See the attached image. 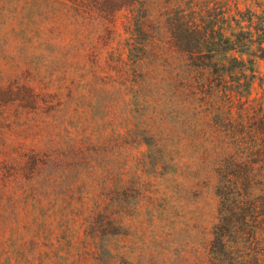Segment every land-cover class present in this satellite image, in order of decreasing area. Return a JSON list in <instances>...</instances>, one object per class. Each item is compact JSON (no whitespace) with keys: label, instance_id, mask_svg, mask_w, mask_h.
Returning a JSON list of instances; mask_svg holds the SVG:
<instances>
[{"label":"rangeland","instance_id":"obj_1","mask_svg":"<svg viewBox=\"0 0 264 264\" xmlns=\"http://www.w3.org/2000/svg\"><path fill=\"white\" fill-rule=\"evenodd\" d=\"M87 23L51 0H0V174L12 173L0 181V264H205L199 244L214 238L215 176L205 186L208 175L185 171L195 165L187 146L176 160L185 172L173 175L172 157L156 168L161 151L175 150L166 136L151 147L127 137L136 114L172 109L164 58L144 55L135 67L131 48L143 45L123 14L107 30ZM256 68L264 74L263 61ZM78 135L90 138L78 145L95 172H31L33 150L59 160L62 142ZM98 200L118 201L119 223L87 219Z\"/></svg>","mask_w":264,"mask_h":264},{"label":"trees","instance_id":"obj_2","mask_svg":"<svg viewBox=\"0 0 264 264\" xmlns=\"http://www.w3.org/2000/svg\"><path fill=\"white\" fill-rule=\"evenodd\" d=\"M51 1L53 10L65 17L106 30L123 14L136 42L143 45L131 48L135 67L144 55L152 63L163 56L166 106L172 109L148 120L136 114L127 137L151 147L166 136L175 150L161 151L156 168L172 157L167 164L173 163L174 176L205 173V186L212 184L211 174L215 176L219 207L214 238L211 245L199 244L205 247V264H264V74L256 68L257 61L264 62V1ZM89 139L68 137L59 160L46 155L47 163L33 150L31 172L40 164L47 170L77 165L95 172L78 145ZM184 146L191 148L195 162L193 167L185 165V171L176 163L184 157ZM11 175L10 167L0 174L3 186L11 183ZM116 205L114 200L102 208L98 200L87 219L96 218L101 228L114 226L119 223ZM81 213L75 210L73 215ZM92 231L97 234L95 224ZM102 249L110 256L106 246L98 251Z\"/></svg>","mask_w":264,"mask_h":264}]
</instances>
